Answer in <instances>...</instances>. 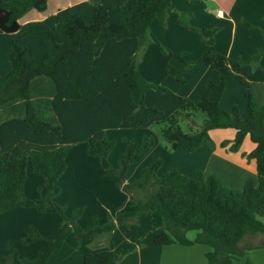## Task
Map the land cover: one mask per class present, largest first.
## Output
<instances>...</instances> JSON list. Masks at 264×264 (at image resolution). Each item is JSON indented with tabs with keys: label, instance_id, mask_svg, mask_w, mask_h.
I'll list each match as a JSON object with an SVG mask.
<instances>
[{
	"label": "trees",
	"instance_id": "1",
	"mask_svg": "<svg viewBox=\"0 0 264 264\" xmlns=\"http://www.w3.org/2000/svg\"><path fill=\"white\" fill-rule=\"evenodd\" d=\"M171 6L172 0H83L19 25L30 9L45 11L48 0H0V213L26 206L61 219L54 239L27 226L24 242H47L37 257L22 258L14 247L0 254V264H47L71 233L79 242L96 240L148 211H158L163 218L164 230L153 235L156 244H207L212 250L206 253V264H231L247 250L264 247V242L242 244L247 235L264 234V106L252 93L244 116L237 106L228 111L221 105L227 75L250 85L232 63L264 64V47L248 60L233 59L215 46V28L196 27L190 14L181 13L179 21L198 30L209 47L191 60L183 51L162 46L170 55L166 73L185 83L189 68L198 64L220 75L209 80L196 99L150 82L139 70L138 54L150 42V24H164ZM198 110L205 113L202 123L196 121ZM181 121L187 122L188 131ZM154 124H163L162 136L174 152H192L204 143L215 146L211 129L234 128V138L220 145L236 152L248 136L255 147L245 155L255 159L259 183L248 178L243 190L235 191L215 174L205 178L201 170L194 175L178 169L159 174V159L128 182L131 165L148 153L154 137L140 143L128 139L114 168L107 160L114 141L106 131ZM81 142L88 155L107 164L104 175L132 202L131 210L117 209L116 218L104 224L94 217L82 227L78 219L84 207L68 214L55 200L68 151ZM29 169L41 177L36 199L24 192ZM190 230L197 231L194 239L187 236ZM83 264H117L113 242L108 249L85 254Z\"/></svg>",
	"mask_w": 264,
	"mask_h": 264
},
{
	"label": "crops",
	"instance_id": "2",
	"mask_svg": "<svg viewBox=\"0 0 264 264\" xmlns=\"http://www.w3.org/2000/svg\"><path fill=\"white\" fill-rule=\"evenodd\" d=\"M80 1L83 0L69 2L43 15L33 12L21 24L44 19L59 9ZM115 1L124 4L127 0ZM218 10H222V14ZM181 13L190 14L189 21L196 27L215 28V46L233 59L248 60L264 47V0H172L166 22L150 24V42L141 51L144 56L156 54L158 65L156 68L146 65L144 68L139 67V70L148 81L166 85L178 94L196 99L206 90L208 81L220 75L219 70L198 64L189 68L185 83L178 82L174 76L166 73L170 55L162 46L173 51H183L191 60L200 58L209 47L198 30L179 21ZM155 69L157 72L153 73ZM232 69L250 81L248 89L251 88V92L234 75H227V87L221 105L228 111L237 106L241 116H244L248 106L247 95L252 93L259 105L264 106V64L258 62L238 66L232 63ZM210 133L215 135L212 138L216 145L204 143L192 152H169L157 142L140 161L131 165L127 181L134 182L135 176L142 174L154 152L160 149L168 155L167 170L178 169L187 175H194L197 170H201L205 178L215 174L228 188L235 191H242L248 178H253L258 184L256 161L245 155L250 151L241 149L233 152L220 145L225 139H233L236 130L231 127L214 128ZM81 144L85 147H80ZM121 150L123 149L120 148L119 153ZM66 161L67 167L59 179L61 191L55 200L65 205L69 212L74 208L84 207V212L78 219L82 227L89 225L94 217L104 224L116 218L117 209H132V202L126 192L104 175L102 163L97 157L88 155L85 143L72 146ZM112 165L115 166L114 161ZM40 182L41 177L31 169L28 170L24 184L26 196L38 198ZM30 224L50 239L56 238L61 230V219L56 214L26 206L13 207L0 213V254H8L16 247L22 258L37 257L46 248L47 242L44 239L24 242L26 228ZM163 230L162 215L158 211H148L136 221L119 224L110 234L96 240L79 242L71 233L58 251L49 257L47 264H83L85 254L108 249L110 240L113 242L117 264H206V253L212 250L211 246L201 243L158 245L154 242L153 235ZM196 234V230L187 232L190 239H194ZM248 262L264 264V247L247 250L244 256L231 264Z\"/></svg>",
	"mask_w": 264,
	"mask_h": 264
},
{
	"label": "rangeland",
	"instance_id": "3",
	"mask_svg": "<svg viewBox=\"0 0 264 264\" xmlns=\"http://www.w3.org/2000/svg\"><path fill=\"white\" fill-rule=\"evenodd\" d=\"M72 1H76V0H48V7L45 11H39L35 8L30 9L24 16H22L18 20V23L20 25L22 23V21L25 18L29 17L33 12H36L37 15H43L46 13H50V12L60 8V7H63L64 5H66L67 3L72 2ZM158 62L159 61H158L156 54H153L151 56H144L143 53H141V52L138 54V67H140V68L141 67L144 68L146 65H151V66H154L156 68L158 65ZM156 72H157V70L155 69V71L153 73H156ZM161 72H163L162 68H161ZM246 88L249 92H251V88H249V89H248V87H246ZM204 118H205V113L202 110H198L196 112V121L198 123H202ZM181 125L185 131L189 130V127H188V124L186 121H181ZM162 127H163V124H154L149 129L148 128L147 129L117 128V129L108 130L106 133L107 137L110 140L114 141V147L111 149V151L109 152L108 157H107L108 163L114 168H116L118 166L119 158H120L121 154L123 153V151L125 150L126 141L128 139H132V140H135L138 143H140L144 139V137L153 136L155 146H156L157 142H159L162 144V146L166 150H168L169 152H173L162 136V133H161ZM231 130H233V129H231ZM213 136L215 137V135H213ZM213 136L211 134V137H213ZM81 146H83V148L85 147V145H83V144H81L80 147ZM254 146H255V144L251 141V139L249 137H247L246 139H244L239 150L242 149L244 151V150L248 149V151H251V150H253ZM120 148L123 150H121V152L119 153ZM157 159H159L161 161V165L159 168L161 170H160L159 174H162V173L168 171L167 170V167L169 165L168 155H166L165 152L160 150V149H157L154 152V154L151 157V161L146 166H144V168L150 166ZM112 161L115 162V166L112 165ZM102 166H103V168L106 167L104 163H102ZM104 170H105V168H104ZM29 171H30V169H29ZM141 175L142 174H139V176H135L133 181H136ZM66 213L69 214L70 212L68 210H66ZM263 242H264V234H258V235H254V236L247 235L244 238V240L242 241V244L243 245H256V244H261Z\"/></svg>",
	"mask_w": 264,
	"mask_h": 264
},
{
	"label": "built area",
	"instance_id": "4",
	"mask_svg": "<svg viewBox=\"0 0 264 264\" xmlns=\"http://www.w3.org/2000/svg\"><path fill=\"white\" fill-rule=\"evenodd\" d=\"M218 13H219V14H222V10H218Z\"/></svg>",
	"mask_w": 264,
	"mask_h": 264
},
{
	"label": "water",
	"instance_id": "5",
	"mask_svg": "<svg viewBox=\"0 0 264 264\" xmlns=\"http://www.w3.org/2000/svg\"><path fill=\"white\" fill-rule=\"evenodd\" d=\"M105 166L107 165L105 162H104Z\"/></svg>",
	"mask_w": 264,
	"mask_h": 264
}]
</instances>
